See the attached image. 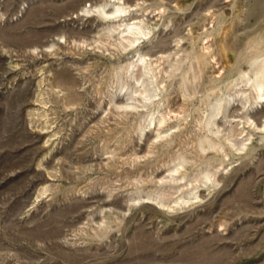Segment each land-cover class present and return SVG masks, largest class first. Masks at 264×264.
Segmentation results:
<instances>
[{
  "label": "rangeland",
  "instance_id": "rangeland-1",
  "mask_svg": "<svg viewBox=\"0 0 264 264\" xmlns=\"http://www.w3.org/2000/svg\"><path fill=\"white\" fill-rule=\"evenodd\" d=\"M263 57L264 0H0V264H264Z\"/></svg>",
  "mask_w": 264,
  "mask_h": 264
},
{
  "label": "bare ground",
  "instance_id": "bare-ground-1",
  "mask_svg": "<svg viewBox=\"0 0 264 264\" xmlns=\"http://www.w3.org/2000/svg\"><path fill=\"white\" fill-rule=\"evenodd\" d=\"M107 4H110V7L109 8H106V5ZM97 10V14L99 13L101 16L103 17H115L117 18V16H119L120 14H122V12H125L126 11V8L119 5L118 3H114V2H105V3H102L100 5L97 6L96 8ZM122 18V17H121ZM120 18V19H121ZM110 20V19H109ZM120 23V22H119ZM118 23V25H119ZM116 27L114 26V24H109L108 23V26H106V33L107 34H111L112 31L114 30L115 31ZM121 36H122V39L126 42V45H133L135 41H138L140 38H142L143 36H146L147 32H146V27L144 26H140L139 24H125L124 28L118 32ZM124 34H126L124 36ZM108 35V36H109ZM114 37V36H113ZM179 42V41H178ZM120 46L121 45H125L123 44L121 41L119 42ZM103 45V44H102ZM193 52V51H192ZM264 58V57H263ZM262 58V59H263ZM261 59V60H262ZM145 57H144V54L143 55H140L139 58L137 59L136 62L138 63H141L139 64L140 68H144V70H148L149 69V66L145 64ZM177 61V60H176ZM134 63V62H131V63H128V65L126 66L125 70L129 72V75H132V67L134 65H136L137 63ZM150 62V61H149ZM175 63V62H174ZM177 63H180V62H177ZM256 63V62H255ZM150 64V63H149ZM120 67V66H119ZM176 67V66H175ZM179 67V65L177 66ZM176 67V68H177ZM257 70L255 71V76H256V80L253 82V88L255 90V93H256V96L257 99L258 97H264V95L262 94V90L264 89L263 86H264V80L262 79V75H263V72H264V60H263V63L259 66V68H256ZM187 72V71H185ZM131 78V77H130ZM236 80V79H235ZM234 80V81H235ZM249 80V79H248ZM134 81V80H133ZM137 81V79H136ZM232 81V82H234ZM237 81V80H236ZM124 88V86H123ZM145 88V87H143ZM214 89V88H213ZM211 90V88H210ZM147 91V90H146ZM247 91V90H246ZM145 92L144 91H140V97L143 95V93ZM235 92V91H234ZM131 91H129L127 94H126V100L129 99V98H132V93ZM240 93L242 94V96L245 94V91L243 90H240ZM264 93V92H263ZM150 94V93H149ZM237 94V93H236ZM135 95V94H134ZM146 95V94H145ZM205 95V94H204ZM245 96V99H244V102L243 104H245L246 102L250 101V96L249 95H244ZM140 99V98H139ZM143 99L146 100L148 99V96H143ZM124 101V102H120L121 104H119L118 106L119 107H123V108H126V107H130V108H137V105L133 104V103H129L128 100L127 101ZM232 100V99H230ZM263 100V99H261ZM112 101V100H111ZM117 101V100H116ZM223 102L221 104H218V105H214L213 108L211 109L208 117L205 119V127H207L210 131H212L213 133H218L220 130L218 129V126L216 128H214L216 125V117L218 116L217 114L220 113L221 111L225 112L227 110L226 108V105L227 103L229 102V99L227 100H222ZM241 101V100H240ZM116 103V102H115ZM140 104V103H139ZM229 106V105H228ZM242 106V105H241ZM139 108V106H138ZM211 108V107H210ZM209 109V108H208ZM140 112V111H139ZM227 113V112H225ZM217 115V116H216ZM227 115V114H225ZM245 116V115H244ZM247 117H249V115L247 114L246 115ZM224 117V116H223ZM226 118V116H225ZM250 119V118H249ZM246 121V120H245ZM248 123V122H246ZM214 126V127H213ZM209 132V131H208ZM164 133V132H163ZM222 133V132H221ZM216 135V134H215ZM217 137V135H216ZM229 138V137H228ZM226 139V138H225ZM248 139V138H247ZM230 141V140H229ZM231 142V141H230ZM214 145V141H213V138L211 139L210 137L208 136H205L203 139H201V141H199V147L202 148V151L203 149L207 148V147H213ZM216 145V144H215ZM246 139H244L239 145H234L233 146V143H232V147H234L236 150H241V149H244L246 147ZM220 148V146H219ZM201 150V149H200ZM235 150V151H236ZM175 171V170H174ZM209 175V174H208ZM207 176V175H206ZM174 178L173 176H170V179ZM212 178V177H211ZM210 180V178H206V180ZM191 194V193H190ZM151 199V198H150ZM155 200V199H153ZM176 204V203H175ZM164 206V205H163ZM168 208V207H167Z\"/></svg>",
  "mask_w": 264,
  "mask_h": 264
}]
</instances>
